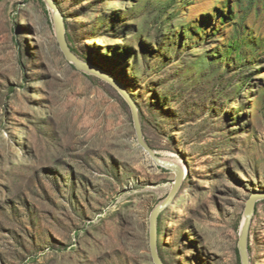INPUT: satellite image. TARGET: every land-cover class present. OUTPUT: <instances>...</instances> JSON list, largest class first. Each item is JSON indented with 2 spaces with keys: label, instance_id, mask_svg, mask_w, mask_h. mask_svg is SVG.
<instances>
[{
  "label": "rangeland",
  "instance_id": "rangeland-1",
  "mask_svg": "<svg viewBox=\"0 0 264 264\" xmlns=\"http://www.w3.org/2000/svg\"><path fill=\"white\" fill-rule=\"evenodd\" d=\"M55 1L72 51L189 168L159 216L164 262L241 264L264 191V0ZM174 180L120 93L66 60L46 3L0 0V264H154L150 215ZM248 250L264 264V200Z\"/></svg>",
  "mask_w": 264,
  "mask_h": 264
},
{
  "label": "water",
  "instance_id": "water-1",
  "mask_svg": "<svg viewBox=\"0 0 264 264\" xmlns=\"http://www.w3.org/2000/svg\"><path fill=\"white\" fill-rule=\"evenodd\" d=\"M47 7L52 12V19L54 23V30L56 39L61 52L68 62H70L77 70L96 76L105 82L112 85L124 98L130 107L132 120L134 124L136 140L139 146L152 157L156 164L162 168L171 170L175 173V180L172 189L164 200L158 203L152 210L150 215V250L151 258L154 264H166L162 259L158 249L159 238V216L161 212L168 207L173 201L176 194L179 192L183 181L185 179V163L178 162V160L164 158L160 156L156 150H154L144 138L143 128L139 115V108L136 100L128 92V89L114 76L110 75L107 71L101 67L94 65L90 62L80 59L72 50L69 45L64 16L55 0H43ZM264 200V191L253 192L245 203L243 212V219L240 225L239 240H238V252L241 264H250V255L248 250L249 243V230L252 222V218L255 214L256 204L259 201Z\"/></svg>",
  "mask_w": 264,
  "mask_h": 264
},
{
  "label": "bare ground",
  "instance_id": "bare-ground-1",
  "mask_svg": "<svg viewBox=\"0 0 264 264\" xmlns=\"http://www.w3.org/2000/svg\"><path fill=\"white\" fill-rule=\"evenodd\" d=\"M150 156V155H149ZM151 157V156H150ZM152 158V157H151ZM165 158V157H164ZM154 161V160H153ZM155 162V161H154ZM178 162H181V163H184V162H182V161H180V160H178ZM156 163V162H155ZM154 166V165H153ZM184 170H185V177H186V175L188 174V172H189V168H188V166H187V164H186V166L184 165Z\"/></svg>",
  "mask_w": 264,
  "mask_h": 264
},
{
  "label": "trees",
  "instance_id": "trees-1",
  "mask_svg": "<svg viewBox=\"0 0 264 264\" xmlns=\"http://www.w3.org/2000/svg\"><path fill=\"white\" fill-rule=\"evenodd\" d=\"M67 39H68V37H67ZM72 50V49H71Z\"/></svg>",
  "mask_w": 264,
  "mask_h": 264
}]
</instances>
